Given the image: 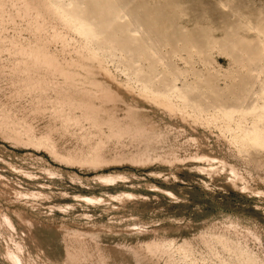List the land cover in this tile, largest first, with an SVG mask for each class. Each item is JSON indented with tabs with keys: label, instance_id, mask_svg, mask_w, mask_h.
Listing matches in <instances>:
<instances>
[{
	"label": "bare ground",
	"instance_id": "bare-ground-1",
	"mask_svg": "<svg viewBox=\"0 0 264 264\" xmlns=\"http://www.w3.org/2000/svg\"><path fill=\"white\" fill-rule=\"evenodd\" d=\"M1 1V5L6 2V5L11 4L37 19L31 29L34 35L39 34V42L28 48L34 54L31 62L36 69L33 71L38 70L39 81L54 85L52 89L61 107L54 114L55 122L45 125L41 134L36 133L40 137L16 134L15 130L5 129L0 123V130H5L7 138L21 146L44 148L48 145L57 160L88 165L92 169L123 162H142L149 160L148 148L153 151L158 145L155 141L156 123L150 114L134 102L156 104L160 110H167L170 114L181 109L180 120L191 127L199 152L193 156L186 154V161L195 159L198 162L200 166L196 170L209 180L208 183L203 182L206 190L214 193L218 188L227 187L254 203L241 213H219L212 220L206 218L203 223L190 218L185 224L182 218L175 216L171 221L154 219L144 221L141 225L137 220H126L129 211L145 203L147 198L140 192H151L170 203H180L186 207L188 203L184 195L189 194L187 189L186 192L180 189L179 196L171 189L158 187L147 179L138 180L132 172L114 171L84 178L49 165L44 158L13 154L17 160L10 163L2 159L0 163L26 177L27 185L18 187L12 179L0 174L1 198L12 199L9 200L11 203H22L24 207V211L20 207L9 209V212L0 209V236L5 235V244L0 243L3 264H55L45 255L43 242L51 236L43 237V230L57 231L71 239L67 251L73 264H161L154 258L156 252L168 255L165 264H197L200 260L206 262L212 256H217L219 264H264V86L256 100L252 90L254 82L264 81V26L259 28L252 23L248 26L256 33L253 41H244L242 44L249 59L246 66L248 80L241 81L246 87L240 93L233 92V105L227 107L224 104L217 106L216 102L210 100H205L203 104L200 99H192L190 89L177 85L181 71L172 72L175 82L167 90H154L143 81V87L137 95L131 83L118 82L115 75L105 69L96 52L89 56L79 55L72 62H61L47 49V43L54 42L58 37L54 25L52 32H48L51 24L47 20H56L58 15L65 13L52 8L46 0ZM37 6H42L40 11ZM75 27L86 38H98L87 23H78ZM44 33L48 35L44 37ZM154 56L158 63L166 64L160 54L155 52ZM192 91L195 93L197 90ZM36 95L39 96L37 98L41 97L39 92ZM122 98L132 102L119 109L117 102ZM186 108L192 114L186 115ZM46 110L47 101L41 100L35 109L27 108L24 111L37 116ZM34 118L29 114L24 117L31 130ZM197 120L204 121V129L212 127L218 131V136H225L231 144L236 145L237 153L219 154L210 149L205 144V136L194 129L193 124ZM82 122L87 127L81 129L83 132L79 135V143L74 142L78 147L61 149V138L56 137L57 127L64 125L66 127L62 129L65 132L75 133L74 127ZM125 140L127 142L121 150L120 146ZM86 144L87 149H79ZM159 159L166 163L180 160L174 152ZM29 167H34L38 172L31 171ZM41 174L49 182L36 191L30 190V186L39 185L37 177ZM57 180H70L87 188L101 187V192H79L75 188L77 192L69 193L60 188L55 189ZM121 183L141 188L137 192L128 186H121ZM46 206L65 214L61 224L35 226L34 222L38 223L36 218L40 219L44 215ZM76 208L84 210H78V215L73 216ZM201 211L200 208L199 213ZM48 217L52 222L56 215L48 214ZM106 217H111L107 223L104 222ZM27 218L31 219V224ZM76 226L79 229L75 230ZM123 226L125 230H120L119 227ZM175 231L185 232L180 241L171 236ZM146 236H151V239L140 241L146 247L144 253L139 254L129 242L133 238L143 239ZM159 237L162 238L158 240ZM110 241L116 246H110Z\"/></svg>",
	"mask_w": 264,
	"mask_h": 264
},
{
	"label": "rangeland",
	"instance_id": "rangeland-1",
	"mask_svg": "<svg viewBox=\"0 0 264 264\" xmlns=\"http://www.w3.org/2000/svg\"><path fill=\"white\" fill-rule=\"evenodd\" d=\"M46 1L52 8L65 13L58 15L56 20H47L51 24L48 32H52V25H54L58 34L54 42L47 43V49L55 54L59 61L72 62L79 55L89 56L90 53L96 52L105 69L110 70L118 82L131 83L137 95L143 87V81L154 90H167L175 82L172 72L181 71L182 75L177 84L179 87L186 86V89H190L192 99H200L203 104L205 100L214 101L217 106H221L220 104L227 107L233 105L235 97L233 92L240 93L246 87V84L241 81L248 80L246 66L249 59L245 55L242 44L244 41H253L256 36V33L248 27L249 24L252 23L259 28L264 26V0ZM41 7L37 6L39 11ZM17 9L11 4L6 5V2L0 4V123H2L1 127L13 129L16 134L34 136L36 133L41 134L45 125L55 122L54 114L61 107L57 104L56 94L52 89L54 85L52 83L45 85L43 80L39 81L38 70L33 71L36 69L31 62L34 54L28 48L39 42V34L34 35L31 29L37 19ZM78 23L89 24L90 31L98 35V38H86L80 34L75 27ZM47 35L44 33V37ZM106 40L109 41L104 44ZM155 52L164 57L166 64L156 61ZM263 82L262 80L254 82L255 86L252 90L255 100L262 92ZM250 84L253 83L250 82ZM40 85L45 86L40 88ZM34 88L41 93L40 98H37L39 96L36 95ZM192 89L197 91L194 93ZM41 100L47 101V110L44 114L35 116L34 113L24 111L27 108L35 109L40 105ZM128 102L132 101L119 99L118 108L122 109ZM134 103L150 114L156 123L155 141L158 145L152 149L153 151L148 148L149 160L136 163L123 162L113 164L114 166L92 169L88 165L57 160L48 145L44 148L21 146L7 138L5 130H0V162L2 159L10 163L14 162L17 159L13 157V154L19 156L30 154L44 158L49 165L55 168L84 178L110 174L114 171L132 172L138 180L147 179L158 187L171 189L179 196H181L180 189L185 192L187 189L189 194L184 195L188 203L186 207L180 203H170L162 196L151 192H140L147 199L145 203L129 211L126 214V220L127 222L137 220L141 225L144 221L154 219L160 222L165 219L171 221L175 216L182 218V223L185 224L190 218L203 223L206 218L212 220L219 213H241L247 209V206L254 204L244 195L237 194L227 187L218 188L214 193L206 190L203 182L208 183L209 180L196 170V167L200 166L198 162L195 159L186 161V154L193 156L199 152L196 148L198 145L194 143L191 127L184 125L180 120L181 109L170 114L167 110H160L156 104H139L137 100ZM28 114L35 117L32 130L24 120ZM188 114L192 112H187L186 108V115ZM197 121L193 124L194 129L205 136V144L210 149L219 154L234 155L237 153V146L231 144L225 136H218V131L213 130L212 127L204 129V121ZM84 126H86L85 122L75 126V133L65 132L66 126L64 125L58 126L56 137L61 138V149L76 147ZM211 131L215 133L212 134V139ZM36 136L40 137V135ZM125 142L127 140L122 142L121 150ZM81 147H79L81 150L88 148L87 144L86 148ZM172 152L176 153L180 160L166 163L159 159ZM29 168L33 172H38L34 167ZM0 174L12 179L18 187L27 185L26 177L12 172L7 165H1V163ZM37 178H39V185L30 186V190L36 191L49 182L42 174ZM166 179L169 181L167 182ZM55 184L57 185L55 189L60 188L69 193L101 192V187L87 188L70 180L64 182L57 180ZM121 186H128L136 191L141 188L123 183ZM9 200L12 199L5 200L0 195L1 210L9 212V209L20 207L24 211L22 203H11ZM200 208L202 211L199 213ZM53 210L46 206L43 210L44 215L40 219L36 218L38 223L34 222L35 226L54 225L50 223L61 224L65 214ZM78 210L83 211L84 209L76 208L73 216L78 215ZM255 212L258 213V211ZM48 214L56 215V218L50 222ZM110 218H104V222L107 223ZM74 229L77 230L79 227L76 226ZM119 229L125 230V227H119ZM41 234L43 237L51 236L45 243L43 242V248L47 253L45 255L51 261L55 264H73L67 251L71 239H67L65 235L57 231L45 232L43 230ZM184 234V231H175L171 233V236L180 241ZM4 237V234L0 236V243L3 245L5 244ZM161 238L159 237L158 240ZM149 239L151 236L143 239L133 238L129 245L133 246V250L142 254L146 246L143 247L140 241ZM110 246L115 247L116 245L110 241ZM201 250L207 252L204 248ZM154 258L157 262L165 264L169 257L165 253L156 252ZM217 259V256H212L206 262L200 260L197 264H216ZM0 264H3L1 256Z\"/></svg>",
	"mask_w": 264,
	"mask_h": 264
}]
</instances>
